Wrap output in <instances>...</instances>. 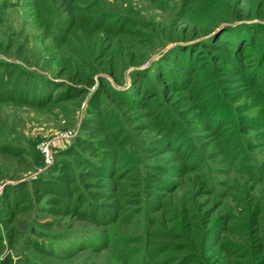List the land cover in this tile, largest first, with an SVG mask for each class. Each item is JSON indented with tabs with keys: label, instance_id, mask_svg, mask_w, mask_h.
<instances>
[{
	"label": "trees",
	"instance_id": "obj_1",
	"mask_svg": "<svg viewBox=\"0 0 264 264\" xmlns=\"http://www.w3.org/2000/svg\"><path fill=\"white\" fill-rule=\"evenodd\" d=\"M147 1L165 9L161 0ZM62 2L68 17L44 52L71 53L50 73L0 59V102L66 114L69 103H83L84 115L51 173L2 189L0 264L14 263L18 225L32 214L123 230L135 224L143 232L118 242L126 264H264V174L245 171L247 181L214 188L201 159L204 153L231 168L242 138L264 127V0H181L173 20L152 29L94 0ZM16 5L39 27H51L47 0H7L0 8ZM79 30L84 48L73 41ZM157 31L172 46L143 66L140 45ZM149 129L152 136L142 137ZM0 151L22 156L11 146ZM34 156L44 165L38 149ZM51 227L52 220L38 221L28 240L38 253L58 257L38 238L51 237ZM87 246L94 242L74 241L67 254Z\"/></svg>",
	"mask_w": 264,
	"mask_h": 264
},
{
	"label": "rangeland",
	"instance_id": "obj_2",
	"mask_svg": "<svg viewBox=\"0 0 264 264\" xmlns=\"http://www.w3.org/2000/svg\"><path fill=\"white\" fill-rule=\"evenodd\" d=\"M2 1L7 0H0V5ZM47 1L51 8L49 29L39 27L34 14L20 5L0 8V59L15 61L24 67L41 69L43 72L50 73L57 68L56 63L69 56L71 53L69 50L63 51L61 56L55 50L50 53L44 52L49 49L50 43L58 35L60 27L68 17V11L62 0ZM161 1L164 4V10L154 8L147 0H94L93 4L96 3L100 9L113 15L133 17L137 19L140 26L144 25L152 29L157 24H169L181 5V0ZM152 36L148 44L140 45L139 59H142V65L147 67L172 46L166 40L167 36L159 31L154 32ZM73 41L75 45L82 48L87 44L80 30L78 39ZM51 55L55 56L56 60L50 62L51 64L44 63V58ZM132 68L133 66H129L124 70L122 78V82L125 83L124 87L130 84L129 71ZM248 101L250 100H239L240 103ZM67 110L68 114L65 113L64 108L53 107L49 110H39L28 105L0 102V146L14 147L22 155L19 157L0 151V194L7 183L38 174L51 173L54 170L57 160L60 159L57 156L58 148L69 145L77 134L84 115V105L83 103L81 105L69 103ZM253 111L259 117L258 108H254ZM250 115L253 113L251 112ZM260 120L261 117L258 121ZM262 121L260 123H263ZM151 129L145 130L142 137L152 136L155 130ZM40 143L47 144L52 152L53 158L48 165L39 166L34 161V149L37 150ZM239 146L238 152L240 153L234 154L235 162L231 168L207 161L202 153L201 159L205 162L204 171L214 188L217 187L218 182L223 180L233 181L237 178L247 181V177L240 178L245 171L264 174V127H257L249 132L242 138ZM143 213L140 214V222H144L145 215L147 217L146 210L144 215ZM43 220H52V227L48 232L51 237L40 238L41 236H38V238L48 247L60 252L61 255L58 257L40 254L29 244L28 239L31 235L29 229L33 224ZM21 221L18 225L20 229L18 242L12 250L13 264H126L125 260L118 255L120 237L132 240L134 235L143 232L139 228H134L135 224L130 225L132 228L129 227L126 230H123L120 225L93 227L73 217L60 218L50 215L41 217L32 214L30 217H22ZM74 241L94 242V246H87L77 252L67 254L73 251L68 248ZM133 243L135 242H131L130 245L135 246Z\"/></svg>",
	"mask_w": 264,
	"mask_h": 264
},
{
	"label": "built area",
	"instance_id": "obj_3",
	"mask_svg": "<svg viewBox=\"0 0 264 264\" xmlns=\"http://www.w3.org/2000/svg\"><path fill=\"white\" fill-rule=\"evenodd\" d=\"M66 137H67V135H66ZM38 149L43 155L44 165H48L53 158L52 152L50 151L48 145L45 143H40L38 145Z\"/></svg>",
	"mask_w": 264,
	"mask_h": 264
}]
</instances>
